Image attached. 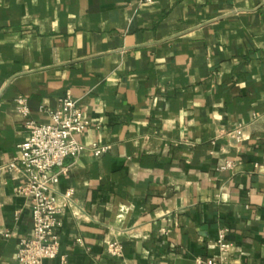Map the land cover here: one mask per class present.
<instances>
[{
    "label": "crops",
    "instance_id": "obj_1",
    "mask_svg": "<svg viewBox=\"0 0 264 264\" xmlns=\"http://www.w3.org/2000/svg\"><path fill=\"white\" fill-rule=\"evenodd\" d=\"M67 94L91 125L58 185L68 264H264V0H0V167L29 138L16 99L48 124ZM23 182L0 175V264L32 236Z\"/></svg>",
    "mask_w": 264,
    "mask_h": 264
},
{
    "label": "built area",
    "instance_id": "obj_2",
    "mask_svg": "<svg viewBox=\"0 0 264 264\" xmlns=\"http://www.w3.org/2000/svg\"><path fill=\"white\" fill-rule=\"evenodd\" d=\"M138 7L152 5L155 0H132ZM18 112L24 117V126L29 133L26 142L19 146V156L8 165L0 167L2 174H20L23 184L16 189V193L30 200L32 206L33 230L31 238L21 241L18 253L19 264H45L48 261L60 259V264H68L65 257H61V239L59 231L62 228V217L67 211L75 209L76 191L68 189L64 193L58 192V185L62 176L67 175L65 163L68 159H77L86 150L80 141L91 127L85 120L79 107V101L71 94L60 99L59 107L47 110L51 122L41 124L31 118L29 101L20 96L16 99ZM237 143L243 141V131L234 133ZM108 145L93 144L90 152L96 159L102 158L110 151ZM237 164L226 161L218 168L219 172L233 171ZM256 169L264 173V165H256ZM228 229L219 233L217 246L222 255L231 250L227 237ZM110 255L115 259L124 258V248L117 242L108 245ZM206 264H227L225 260H209Z\"/></svg>",
    "mask_w": 264,
    "mask_h": 264
}]
</instances>
